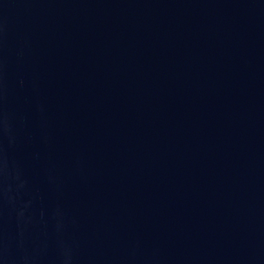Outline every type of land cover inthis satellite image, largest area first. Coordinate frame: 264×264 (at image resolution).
<instances>
[{
  "label": "water",
  "instance_id": "obj_1",
  "mask_svg": "<svg viewBox=\"0 0 264 264\" xmlns=\"http://www.w3.org/2000/svg\"><path fill=\"white\" fill-rule=\"evenodd\" d=\"M0 264H264V0H0Z\"/></svg>",
  "mask_w": 264,
  "mask_h": 264
}]
</instances>
